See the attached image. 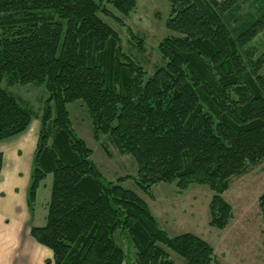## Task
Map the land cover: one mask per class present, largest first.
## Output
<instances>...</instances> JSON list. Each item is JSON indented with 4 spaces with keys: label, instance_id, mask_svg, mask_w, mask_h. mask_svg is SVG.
Listing matches in <instances>:
<instances>
[{
    "label": "trees",
    "instance_id": "obj_1",
    "mask_svg": "<svg viewBox=\"0 0 264 264\" xmlns=\"http://www.w3.org/2000/svg\"><path fill=\"white\" fill-rule=\"evenodd\" d=\"M168 1L164 65L147 76L102 18L121 23L106 3L126 18L137 0H0V142L40 121L28 205L33 211L52 175L47 224L31 228L53 252L51 264H127L119 236L136 250L133 264H174L169 251L186 264H215L209 243L191 233L170 236L122 184L133 180L146 195L160 184L180 192L207 186L210 226L223 231L233 217L224 199L232 180L264 162V52L256 57L247 48L264 32V0ZM247 3L255 13L242 17ZM5 83L44 86L40 115ZM79 101L94 138L108 137L135 160V177L106 183L72 127L68 105ZM3 161L0 152V178ZM259 207L264 219V193Z\"/></svg>",
    "mask_w": 264,
    "mask_h": 264
},
{
    "label": "rangeland",
    "instance_id": "obj_2",
    "mask_svg": "<svg viewBox=\"0 0 264 264\" xmlns=\"http://www.w3.org/2000/svg\"><path fill=\"white\" fill-rule=\"evenodd\" d=\"M106 7L122 21L117 23L102 16L119 34L123 53L142 66L147 76L153 75L157 68L164 65L159 45L170 36L166 27L171 12L169 1L137 0L136 9L126 18L120 16L108 3ZM249 13H255L251 3L243 6L240 15L247 17ZM132 36L143 42L142 50ZM247 48L254 50L255 56L259 57L264 52V32L250 42ZM262 74L264 75V69ZM4 87L22 100L25 107L40 115L48 98L44 86L8 87L5 83ZM68 110L77 137L92 150L91 160L103 174L106 183H117L121 177L137 175L138 166L131 156L121 155L108 137L102 136L99 141L94 138L92 121L83 102L69 104ZM35 120L36 118L34 122ZM38 123H34V126ZM9 142L10 140L0 142V149L9 148ZM106 151H109V155ZM52 183L53 176L48 175L41 184L36 205L39 215L47 214ZM122 185L136 192L149 204L160 227L170 236L191 233L209 243L215 252V264H264V219L259 207V198L264 193V162L232 180L224 199L233 208V217L223 231L210 226V204L214 193L207 186L190 185L180 192L175 185L160 184L146 195L133 180ZM117 241L127 254V264H133L136 250L127 236H119ZM169 254L174 264H186L176 253L169 251Z\"/></svg>",
    "mask_w": 264,
    "mask_h": 264
},
{
    "label": "crops",
    "instance_id": "obj_3",
    "mask_svg": "<svg viewBox=\"0 0 264 264\" xmlns=\"http://www.w3.org/2000/svg\"><path fill=\"white\" fill-rule=\"evenodd\" d=\"M35 121L25 133L10 139L9 148L0 149L4 156L0 178V264H51L53 261V252L31 236L32 227L46 226L48 215V207L46 215L37 213L42 185L34 210L28 205L40 132V123L38 119Z\"/></svg>",
    "mask_w": 264,
    "mask_h": 264
}]
</instances>
